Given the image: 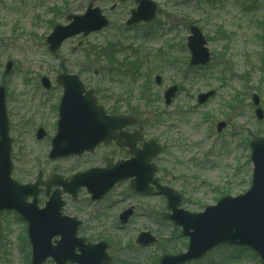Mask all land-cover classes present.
I'll return each instance as SVG.
<instances>
[{
	"label": "rangeland",
	"instance_id": "1",
	"mask_svg": "<svg viewBox=\"0 0 264 264\" xmlns=\"http://www.w3.org/2000/svg\"><path fill=\"white\" fill-rule=\"evenodd\" d=\"M152 1L157 5L154 20L131 28L124 23L135 8L132 0L0 1V86L6 92L13 139V180L31 183L38 172L46 177L86 167L88 159L47 158L55 134L52 108L61 97L55 77L66 71L95 89L103 107L138 117L145 139L162 146L154 160L157 177L182 194V209L200 213L221 197L248 190L252 170L248 143L264 136V117L256 119L252 103L253 95L259 97L258 107L264 113V0ZM90 5L101 9L110 26L86 38L70 39L50 54L46 37L54 26L66 24L67 15L81 14ZM192 25L201 30L211 53V62L203 68L189 66L185 44ZM7 62L13 66L3 76ZM44 76L55 88H42ZM173 86L177 93L166 106L163 93ZM210 91L214 95L197 105L196 97ZM219 122L225 127L217 132ZM38 128L46 133L40 141L35 138ZM127 192V184L115 187L113 230H100L113 235V264H157L167 242V250L184 252L187 240L180 229L159 217L164 200L157 196L135 200ZM132 203L137 205L135 214L119 229L117 213ZM144 231L158 239L155 246L143 249L135 244ZM29 261L25 224L14 213L0 212V264ZM191 264L261 263L246 249L224 247Z\"/></svg>",
	"mask_w": 264,
	"mask_h": 264
},
{
	"label": "water",
	"instance_id": "2",
	"mask_svg": "<svg viewBox=\"0 0 264 264\" xmlns=\"http://www.w3.org/2000/svg\"><path fill=\"white\" fill-rule=\"evenodd\" d=\"M127 1V0H122ZM137 8L131 11L127 25L139 22H150L155 17L156 5L150 0H134ZM66 26L57 25L47 37L46 44L50 53L55 54L62 43L77 35L86 37L99 32L108 26V20L99 8L89 6L81 15L66 17ZM206 41L200 30L193 26L187 39V49L190 53V66H205L210 61ZM12 63L5 65L4 75H7ZM57 84L62 86L63 95L59 104V121L57 133L51 141L49 159L66 158L72 155L80 156L91 152L100 143L107 144L111 140L118 147L126 148V154L131 156L127 161L113 164V169L107 166L103 170L90 169L78 173L66 181L58 180L49 185L62 187L67 193L75 195L81 187H86L93 197L108 192L111 187L120 182L130 180L129 188L137 193H149L155 187L157 193L166 199V213L162 219L172 221L181 227V235L189 239L185 253L163 255L158 264H186L202 259L208 252L218 246L243 247L253 250L264 264V136L256 137L249 142L252 176L249 189L236 197L225 196L216 205L208 206L201 213H189L179 209L182 196L167 186H161L154 179L156 167L152 160L160 152V146L153 140L142 142L140 132L125 133L123 129L135 125L136 118L128 116H106L102 107L97 106L93 91H85L83 84L75 75H59ZM156 84L160 78L156 77ZM44 88H49L46 78L41 79ZM177 91L171 87L164 93L165 105H169ZM213 92L197 97L198 105L204 104ZM252 102L259 105V98L254 95ZM258 120L263 118L260 108L255 110ZM225 127V123L217 124V132ZM44 137L42 129L36 132V138ZM12 140L9 137V123L5 108V92L0 87V211L12 210L19 213L28 224V237L32 246V264H42L51 257L56 264H109L105 250L106 245H85L83 239L76 238L79 223L73 219L61 217V205L54 206L50 201L46 207L39 210L36 206L37 187L41 185V174L33 185H21L12 180L10 175L12 163L10 159ZM141 143L140 148L136 147ZM56 177H53L55 179ZM33 197L32 203L27 202ZM132 208L119 216L121 225L127 223L132 215ZM59 237L52 245L51 240ZM150 233H141L136 243L147 247L155 243ZM76 250L81 255L76 254Z\"/></svg>",
	"mask_w": 264,
	"mask_h": 264
},
{
	"label": "flooded vegetation",
	"instance_id": "3",
	"mask_svg": "<svg viewBox=\"0 0 264 264\" xmlns=\"http://www.w3.org/2000/svg\"><path fill=\"white\" fill-rule=\"evenodd\" d=\"M191 1L193 3L199 2L200 0H184L181 2L187 3ZM55 87L51 86L50 90ZM59 90H62L60 86L56 87ZM95 89H93L94 96L96 98V102L98 105L99 100L95 93ZM55 107H57L55 111ZM54 113V129L56 128V121L58 118V103L53 106ZM104 111L106 116H113V115H120L123 112H118L117 110H113L112 108H105ZM138 129L141 134H143L142 130L139 126L125 128V133H131L133 130ZM128 156L126 155L125 148H119L117 145L111 140L109 143L99 144L91 153H84L83 155L76 157L70 156L66 158L67 160H78V161H85L84 165L85 168L79 167V169L68 173L59 172V173H51L48 174L46 177L43 174V181L47 183L52 181V178L55 176H60L63 178L70 177L71 175L89 170L91 168L103 170L107 166H110L113 169V164L118 161L126 160ZM115 189L113 187L110 191L106 193L99 194L97 198L93 197V193L89 192L86 188H81L77 191L75 195H71L68 193H63L61 188L51 187L39 188L37 194V204L40 208H43L45 204L51 199L53 205L59 206L61 205L60 212L68 217L76 218L78 222L81 223L78 231L79 237L86 240L88 244H97L98 242H105L108 244V254L112 259L113 264V235L108 236L107 234L104 235L100 233V230L105 228H110L113 230V192ZM128 190V189H127ZM128 197H132L135 200L139 199H147L150 197L157 196L154 193L151 194H138L133 191L128 190ZM159 197V196H158ZM160 198V197H159ZM130 206L134 207V211L137 209V205H128L121 210H124ZM120 210V211H121ZM134 216V215H133ZM118 215L116 216V218ZM117 221V219H116Z\"/></svg>",
	"mask_w": 264,
	"mask_h": 264
},
{
	"label": "trees",
	"instance_id": "4",
	"mask_svg": "<svg viewBox=\"0 0 264 264\" xmlns=\"http://www.w3.org/2000/svg\"><path fill=\"white\" fill-rule=\"evenodd\" d=\"M105 52H106V55L108 54V56H109L107 59L111 60V58H112L111 51H109V49H107ZM99 54H100V53H98V56H99ZM111 65L113 66V63H112ZM119 68H120V67H119ZM231 107H232V106H231ZM113 109H114V108H113ZM167 249H168V246L164 245V250H165L164 252H167V251H168V252L176 251V250H167Z\"/></svg>",
	"mask_w": 264,
	"mask_h": 264
}]
</instances>
